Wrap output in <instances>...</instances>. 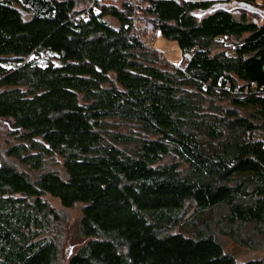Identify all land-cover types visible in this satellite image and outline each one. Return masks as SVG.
<instances>
[{
    "label": "trees",
    "instance_id": "obj_1",
    "mask_svg": "<svg viewBox=\"0 0 264 264\" xmlns=\"http://www.w3.org/2000/svg\"><path fill=\"white\" fill-rule=\"evenodd\" d=\"M136 1L0 0L4 154L35 173L0 157V264H58L45 194L83 204L66 264H264L220 238L264 248V21L231 0Z\"/></svg>",
    "mask_w": 264,
    "mask_h": 264
},
{
    "label": "rangeland",
    "instance_id": "obj_2",
    "mask_svg": "<svg viewBox=\"0 0 264 264\" xmlns=\"http://www.w3.org/2000/svg\"><path fill=\"white\" fill-rule=\"evenodd\" d=\"M258 4L263 3L264 0H255ZM102 2L106 4L119 5L121 4V0H102ZM133 4L135 5V10L139 13L141 9H137V1L133 0ZM233 5L232 9L234 15L236 17L239 16L240 10H244L247 13V16L250 20H255L258 23L264 21V6L252 7L248 5H244L241 2H236L235 0H231L229 5ZM81 5H85L84 2ZM110 24L117 25V21L106 15L104 17ZM141 24L139 23V26ZM144 25H142L141 29L137 31L139 34H142V38L147 44L153 46L158 49L162 53V59L167 60L173 64H181L182 56L180 54L179 48L175 41L168 40L163 38L160 34L154 31H148L144 33ZM223 37H218V41L223 43ZM230 41H225L226 45H229ZM223 47L219 46L215 49H219ZM233 50L228 49V53H232ZM47 52H42V56L39 57V61L44 60V55ZM7 130V125L0 119V157L4 162L12 164L19 170H23L30 175V177H34L35 173L29 170L25 165L18 162L15 158L7 156L4 154L5 151V134ZM254 137L261 138L264 137V134L260 132H256ZM43 198L54 207L55 211L59 215V221L54 225L51 236L53 239L58 242L60 247V254L58 264H66L67 258L69 254L75 251L81 243L85 240L83 236L80 235L78 227H79V218L81 216V210L83 204L81 202H77L72 206L65 207L60 203V200L57 197H54L50 194L43 195ZM220 238L223 243L224 250L230 254H233L238 261H243L251 258H262L264 257V248H252L245 247L239 244L234 243L229 237L220 235Z\"/></svg>",
    "mask_w": 264,
    "mask_h": 264
},
{
    "label": "built area",
    "instance_id": "obj_3",
    "mask_svg": "<svg viewBox=\"0 0 264 264\" xmlns=\"http://www.w3.org/2000/svg\"><path fill=\"white\" fill-rule=\"evenodd\" d=\"M133 22H134V24H135L136 27L138 26V28H140V26H139V23H140L139 20L134 19Z\"/></svg>",
    "mask_w": 264,
    "mask_h": 264
},
{
    "label": "water",
    "instance_id": "obj_4",
    "mask_svg": "<svg viewBox=\"0 0 264 264\" xmlns=\"http://www.w3.org/2000/svg\"><path fill=\"white\" fill-rule=\"evenodd\" d=\"M195 50V49H194Z\"/></svg>",
    "mask_w": 264,
    "mask_h": 264
}]
</instances>
